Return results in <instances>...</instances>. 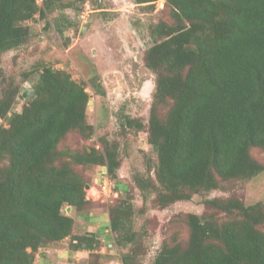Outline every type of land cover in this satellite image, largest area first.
<instances>
[{
	"label": "trees",
	"instance_id": "1",
	"mask_svg": "<svg viewBox=\"0 0 264 264\" xmlns=\"http://www.w3.org/2000/svg\"><path fill=\"white\" fill-rule=\"evenodd\" d=\"M155 1L136 0L148 6ZM164 5L170 20L148 26L152 44L144 61L155 87L147 124L131 116L121 121L124 128L147 131L156 159H147L146 166L154 176L135 174L133 182L144 200L154 193L161 208L192 193L226 190V182L247 181L264 170L251 155L254 147L264 151V0H164ZM70 6L62 0H0V58L29 39L26 21ZM61 19L55 22L59 33ZM36 70L30 98L15 111L19 84L0 64V120L6 122L0 124V264H34L40 247L65 238L71 250H87L90 257L96 252L90 264H97V234L76 230L74 217L64 210L80 211L89 200L86 182L72 164L105 166L112 179L120 164L117 145L100 137V149H59L69 132L84 139L93 135L87 83L50 65ZM89 85L106 94L98 75ZM124 191L108 207L109 229L118 248L128 246L120 264H139L133 196ZM204 205L201 215H174L171 226L185 223L187 238L171 233L151 264H264L262 201L212 197Z\"/></svg>",
	"mask_w": 264,
	"mask_h": 264
},
{
	"label": "rangeland",
	"instance_id": "2",
	"mask_svg": "<svg viewBox=\"0 0 264 264\" xmlns=\"http://www.w3.org/2000/svg\"><path fill=\"white\" fill-rule=\"evenodd\" d=\"M42 0H37L41 3ZM70 1L73 6L56 8L45 17L36 14L26 21L30 26L29 39L18 48L5 52L0 64L7 76L19 84L13 110L20 111L31 96L32 82L37 70L43 65L64 69L76 81H85L90 94L86 109L87 121L94 126L90 139H84L76 131L69 132L59 144V149L80 151L90 147H101L100 137L117 145L120 160L117 176L111 179L112 192L109 197L87 198L88 203L80 211L66 207L64 212L74 217V228L95 232L101 241L97 264H120V255L128 246L118 248L109 229L108 207L118 198L131 192L134 205L132 228L139 242V264H151L154 256L171 233L178 232L185 240L188 235L185 223L170 224L174 215L196 213L206 210L207 198L236 196L245 204L256 201L264 203V170L249 180L225 183L226 190L212 189L192 193L186 200H176L161 208L154 202V193L143 199L141 191L133 182V175L154 176L147 169V159H156V153L148 142L145 129H127L121 125L124 116L140 118L147 124L149 107L155 87V75L146 66L144 54L151 46L152 38L148 26L158 20L169 21V10L164 0L153 5H143L136 0H86ZM58 17L65 18L69 26L56 30ZM31 71V72H30ZM28 78L25 80V74ZM98 75L106 94L101 96L89 85V78ZM2 83L0 82V94ZM26 94L24 95V93ZM0 124L6 125L4 120ZM251 155L264 163V151L252 148ZM84 178L86 196L95 194L99 165L72 164ZM103 167V166H102ZM69 208V209H68ZM65 238L54 244L39 248L34 264H90L96 260V252L89 256L87 250L74 251ZM97 251V252H98Z\"/></svg>",
	"mask_w": 264,
	"mask_h": 264
},
{
	"label": "built area",
	"instance_id": "3",
	"mask_svg": "<svg viewBox=\"0 0 264 264\" xmlns=\"http://www.w3.org/2000/svg\"><path fill=\"white\" fill-rule=\"evenodd\" d=\"M95 186V194L88 195L87 198L92 197L93 199H97L104 196L109 197L111 195L113 185L105 166L99 169Z\"/></svg>",
	"mask_w": 264,
	"mask_h": 264
},
{
	"label": "water",
	"instance_id": "4",
	"mask_svg": "<svg viewBox=\"0 0 264 264\" xmlns=\"http://www.w3.org/2000/svg\"><path fill=\"white\" fill-rule=\"evenodd\" d=\"M26 94V92L24 93V95ZM90 101V100H89ZM86 187H88V185H86ZM70 207V206H69ZM69 209V208H68Z\"/></svg>",
	"mask_w": 264,
	"mask_h": 264
},
{
	"label": "crops",
	"instance_id": "5",
	"mask_svg": "<svg viewBox=\"0 0 264 264\" xmlns=\"http://www.w3.org/2000/svg\"><path fill=\"white\" fill-rule=\"evenodd\" d=\"M87 197V196H86Z\"/></svg>",
	"mask_w": 264,
	"mask_h": 264
}]
</instances>
